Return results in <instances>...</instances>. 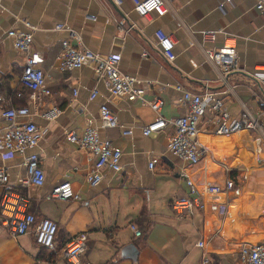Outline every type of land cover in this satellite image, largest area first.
Returning <instances> with one entry per match:
<instances>
[{
    "label": "crops",
    "instance_id": "0c3cea01",
    "mask_svg": "<svg viewBox=\"0 0 264 264\" xmlns=\"http://www.w3.org/2000/svg\"><path fill=\"white\" fill-rule=\"evenodd\" d=\"M254 2L164 0L162 15H139L132 0H0V128L5 124L2 109L27 105L42 130L34 150L44 170L42 185H22L23 154L0 155L8 173L0 194L22 193L36 221L48 217L57 224L53 249L38 245L32 231L13 236L0 225V264H241L242 245L264 243V83L251 74L255 67L264 68V12ZM24 19L34 27L31 50L50 90L37 107L27 92L16 95L23 54L6 35L9 28L24 29ZM56 23L62 28H55ZM158 28L173 38L172 60L155 44ZM203 29L217 30L215 38L204 42ZM62 38L101 55L117 54L119 69L133 78L135 87L143 88L144 99L112 95L91 64L55 69ZM227 38L235 44L237 68L225 72L204 49L216 48ZM93 87L97 93L89 98ZM183 89L215 92L231 117L247 112L257 116L259 125L218 134L212 113L206 111L198 133L204 154L196 164L181 160L166 147L173 131L170 124L148 135L141 127L158 114L168 119L183 113ZM154 97L163 100L158 110L148 102ZM102 103L128 134L119 127L100 126ZM53 108L59 110L55 116L43 114ZM87 118L93 119L99 136L121 152V169L105 168L95 185L85 179L91 154L66 139L68 131L81 132ZM183 172L200 191L205 184L220 189L216 195H201L203 209L179 215L170 204L188 192ZM64 179L80 199L46 198L52 185ZM79 232L87 234V248L77 263H69L62 249Z\"/></svg>",
    "mask_w": 264,
    "mask_h": 264
},
{
    "label": "built area",
    "instance_id": "2783aa9c",
    "mask_svg": "<svg viewBox=\"0 0 264 264\" xmlns=\"http://www.w3.org/2000/svg\"><path fill=\"white\" fill-rule=\"evenodd\" d=\"M132 3L133 9L139 15L149 12L162 15L166 11L164 0H132ZM222 5L223 3H220L219 7L222 8ZM254 6L264 12V0H255ZM22 23L24 29L9 28L6 30V35L11 37L15 49L23 54V64L19 75L20 89L16 95L20 97L27 92L32 104L37 107L40 98L49 95L50 90L45 86V72L36 66L35 56L31 50L34 27L25 19ZM62 26L61 23L54 25L57 29ZM216 31L214 29L201 30L202 40L211 41L215 38ZM154 34L157 48L168 60H172L175 55L171 34L160 28L156 29ZM204 52L209 60L217 63L225 72L230 68H237L235 44L230 38L224 39L216 48H205ZM118 62L119 56L115 53L109 52L101 55L81 45L78 41L72 43L68 38H62L54 68L66 71L79 68L84 64H91L96 75L105 79L112 95L124 96L129 100L144 99L143 88L133 85V78L119 69ZM263 69V67H255L251 74L264 83ZM96 93L97 89L93 87L89 98H93ZM181 99L186 106L183 113L168 119L158 114L152 121L141 127V133L143 135L156 133L170 124L173 131L168 135L166 147L172 154L190 164L198 163L205 152L204 146L198 139V133L200 131L199 121L206 111L212 113L211 123L214 126V132L218 134H227L243 128L254 129L259 125L257 116L247 112H242L238 117H231L223 106L222 98L210 90L196 93L183 89ZM148 102L152 109L158 110L163 100L160 97H154ZM58 112L57 108H53L43 114L55 116ZM262 113L264 114V110ZM1 115L5 119V124L0 128V155L6 158L16 152L23 154L25 176L20 180L21 184L42 185L44 170L38 152L34 150L42 136V130L32 119L31 110L27 105L9 106L1 110ZM98 120L102 127H119L122 134L129 133V129L119 123L115 113L105 103L98 107ZM66 139L89 152L93 158L92 166L85 175L88 184L99 183L105 168L113 171L121 169L120 150L112 145L110 139L99 136L92 118L86 119L85 127L81 132L68 131ZM154 162V158L150 159L148 166L152 167ZM182 175L188 192L172 199L170 206L176 214H192L196 208L203 209L205 200L201 195H216L220 189L218 184H205L200 191L184 172ZM7 180V170L5 166L0 165V186H4ZM45 197L78 200L81 196L72 188L70 182L64 179L52 185ZM27 204L28 198L22 193L3 190L0 194V225L4 226L13 236L32 231L38 245L53 249L57 231L56 222L48 217L36 221L34 215L27 210ZM130 228L135 235H140V230L134 224L130 223ZM197 244L203 247L201 240ZM86 248L87 234L79 232L64 244L62 258L69 263H77ZM239 252L241 264H264V243L242 245ZM206 260L203 254L202 262Z\"/></svg>",
    "mask_w": 264,
    "mask_h": 264
},
{
    "label": "trees",
    "instance_id": "16d2710c",
    "mask_svg": "<svg viewBox=\"0 0 264 264\" xmlns=\"http://www.w3.org/2000/svg\"><path fill=\"white\" fill-rule=\"evenodd\" d=\"M43 247V246H42Z\"/></svg>",
    "mask_w": 264,
    "mask_h": 264
}]
</instances>
